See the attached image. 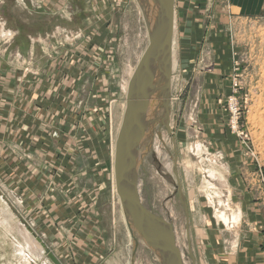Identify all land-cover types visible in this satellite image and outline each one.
I'll use <instances>...</instances> for the list:
<instances>
[{
    "label": "rangeland",
    "instance_id": "obj_1",
    "mask_svg": "<svg viewBox=\"0 0 264 264\" xmlns=\"http://www.w3.org/2000/svg\"><path fill=\"white\" fill-rule=\"evenodd\" d=\"M145 13L143 0H0V71L9 83L0 219L8 204L61 264H165L133 218L127 221L112 177L130 69L149 44ZM173 54V132L161 121L160 93L152 121L138 125L137 149L147 146L138 192L173 225L184 264H197V225L206 208L230 218L219 226L231 248L264 233V13L240 17L227 0H177ZM211 166L221 174L214 190L206 184ZM99 186L94 206L81 201L83 188ZM179 187L190 209L189 235ZM256 217L260 227L250 224ZM3 228L0 264L10 254ZM88 228L104 241L99 256H79Z\"/></svg>",
    "mask_w": 264,
    "mask_h": 264
},
{
    "label": "water",
    "instance_id": "obj_2",
    "mask_svg": "<svg viewBox=\"0 0 264 264\" xmlns=\"http://www.w3.org/2000/svg\"><path fill=\"white\" fill-rule=\"evenodd\" d=\"M157 1L163 7L162 20L151 33L149 44L128 84L126 109L116 140L114 158L115 182L127 221L130 220V216L133 218V222L145 240L165 256V264H184V254L177 243L173 225L165 218L148 209L139 196L137 170L134 160L135 151L139 143L137 136L138 125L146 113L148 98L153 93L152 90L150 91V87L156 71L161 74V84L157 91L158 94L161 93L164 107L161 121L169 132H173L170 125V113L176 0ZM126 172L130 176L129 179L126 177ZM178 192L185 208L189 235L190 209L185 194L180 187ZM50 257L55 264H61L54 254L50 253ZM192 258L195 263L193 255Z\"/></svg>",
    "mask_w": 264,
    "mask_h": 264
},
{
    "label": "crops",
    "instance_id": "obj_3",
    "mask_svg": "<svg viewBox=\"0 0 264 264\" xmlns=\"http://www.w3.org/2000/svg\"><path fill=\"white\" fill-rule=\"evenodd\" d=\"M227 1H228V9L230 11V14L233 15H237L240 17H251V16H259L264 13V0H227ZM179 10H180V5H179ZM97 13L98 14L100 13V9H98ZM175 18H176V14H175ZM4 79L5 78L4 76H2L0 71V129H2V126H4V100H2V98L4 97V86L7 87L9 84L8 81ZM114 147H115V143L113 144V152H114ZM229 156H231V154H229ZM112 177L114 179V173ZM219 177H221L219 171L216 176L209 175V177H207L206 184L210 188V190L211 189L214 190L215 180H218ZM33 181H35V178ZM208 181H210L209 184ZM232 182L233 181L230 179V185H233ZM101 188L102 186L96 187V189H92V190L90 189L87 190L86 188H83L85 189L84 190L85 193L83 194L81 201L87 204V206H91V207L94 206L99 199ZM210 198H212V195H210ZM213 200L215 199L211 200L208 198V201H211V203ZM204 206L205 204L203 203V209L204 210L207 209L208 213L203 218H201L200 222H198L199 224L197 225L198 231H197L196 241L199 245L198 253L196 252L197 264H264V233L263 232L250 233L248 234L247 238L244 240L243 247L239 245L237 249L234 247L231 248L230 246L231 243L226 236L228 230H225V228L219 226V224H221V221L227 223L228 220H230V218H228L225 213H221L219 217L213 216L212 212L210 211V208L205 209ZM208 207L210 206L208 205ZM91 213L92 214L88 215V217L94 219V217H96L97 215L94 214V211H91ZM238 216L239 214L237 212H234L232 219L235 222H237ZM219 218L221 220H218ZM261 222L262 221L261 220L258 221L256 217V219L255 218L251 219L250 224H255L256 227H260L259 224L261 225ZM88 230L90 231V233H88V237H86V241H89L86 245L88 247L85 250L86 251L85 253H81L82 251L79 252L78 250L79 256L80 257H83L85 255L87 257L99 256L101 254V251L103 250L102 249L103 247L101 246L105 245L104 241L100 236V234H97V230L93 231V235L91 234V231L93 229L88 228ZM234 245L237 246V244L235 243Z\"/></svg>",
    "mask_w": 264,
    "mask_h": 264
},
{
    "label": "bare ground",
    "instance_id": "obj_4",
    "mask_svg": "<svg viewBox=\"0 0 264 264\" xmlns=\"http://www.w3.org/2000/svg\"><path fill=\"white\" fill-rule=\"evenodd\" d=\"M143 7H144V10L146 12L145 16H146V19H147V22L149 25V32L151 35V33L154 31L157 24L162 20L163 7L161 6V4L157 0H143ZM175 14H176V3H175ZM174 33H175V24H174ZM150 35H149V38H150ZM173 52H174V38H173ZM135 70H136V68L130 69V79L133 76ZM160 76H161L160 72L156 71L154 80L152 81V84H151L152 86L150 87V91L152 90L153 93L148 98L147 105H146V113H145L143 119L140 121L141 122V123H139L140 125L146 124V123L148 124L150 119L152 121V118H154L156 110L160 104V99H159V96L157 95L158 94L157 93L158 88L161 84L160 83L161 82ZM129 81H128V84H129ZM126 92H128V86L126 87ZM126 100H127V96H126ZM125 109H126V107H125ZM138 129H139V127H138ZM145 131L146 130H144V132ZM137 135H139L138 132H137ZM140 139H141V137H140ZM116 140H117V137H116ZM146 147H143L140 150H138L139 149L138 148L135 151L134 160L136 163V170L138 168V164H140V162L142 161V159L145 155ZM115 150H116V141H115V147H114V158H115ZM114 158H113V161H114ZM113 166H114V163H113ZM133 171H134V169H133ZM208 173L211 176H216L218 174V170L211 166V168L209 167ZM125 174H126V177H128V179H129L130 176H129L128 172H126ZM209 182L210 181H208V184H209ZM114 189H115L117 196L119 197V195L117 193V189H116L115 172H114ZM119 201H121L120 197H119ZM13 215L14 214L10 210L8 204L7 205L4 204V222H1V219H0V225H3V227H4L3 228L4 229V241H3L4 250L7 252V250L9 249L10 254H11V255L9 254V256L6 258L7 263H5V264H22L23 262L20 263L22 261V259L24 260L23 264H26L27 261L25 262V260L27 258L30 259V257L36 262L39 261L42 264H50V262L52 261L50 259L51 258L50 253H49V257H50L49 258L46 256V254L44 252V246L41 244L39 239L32 232H30L28 230V228L23 223L19 222L18 219H15ZM132 224H133L132 227H134V229L137 230L135 223L132 222ZM156 251H158V254L161 258L160 260H163L165 262V260H166L165 256L162 253H160V251L158 249H156Z\"/></svg>",
    "mask_w": 264,
    "mask_h": 264
}]
</instances>
